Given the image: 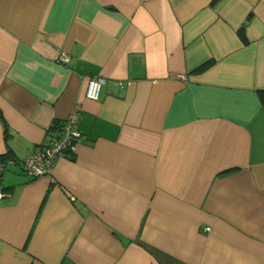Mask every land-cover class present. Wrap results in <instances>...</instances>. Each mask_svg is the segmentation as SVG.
<instances>
[{"label": "crops", "instance_id": "1", "mask_svg": "<svg viewBox=\"0 0 264 264\" xmlns=\"http://www.w3.org/2000/svg\"><path fill=\"white\" fill-rule=\"evenodd\" d=\"M0 193V264H264V0H0Z\"/></svg>", "mask_w": 264, "mask_h": 264}, {"label": "built area", "instance_id": "2", "mask_svg": "<svg viewBox=\"0 0 264 264\" xmlns=\"http://www.w3.org/2000/svg\"><path fill=\"white\" fill-rule=\"evenodd\" d=\"M68 60V54L60 55V61ZM103 81L104 78L101 76H90L85 88L86 97L97 99ZM79 118V108H75L59 123V133L46 146L37 148L21 159L24 169L33 176L45 174L51 169L54 159L60 153L65 150L75 151L81 135L77 126Z\"/></svg>", "mask_w": 264, "mask_h": 264}, {"label": "trees", "instance_id": "3", "mask_svg": "<svg viewBox=\"0 0 264 264\" xmlns=\"http://www.w3.org/2000/svg\"><path fill=\"white\" fill-rule=\"evenodd\" d=\"M205 64H207V63L202 64V65L200 66V68H203V67L205 66Z\"/></svg>", "mask_w": 264, "mask_h": 264}]
</instances>
